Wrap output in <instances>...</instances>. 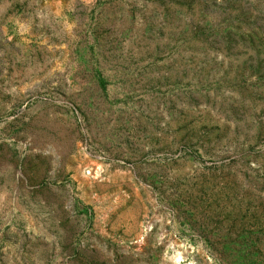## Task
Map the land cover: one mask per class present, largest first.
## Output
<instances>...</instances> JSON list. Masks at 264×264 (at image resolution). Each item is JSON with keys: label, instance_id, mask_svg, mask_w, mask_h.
Returning <instances> with one entry per match:
<instances>
[{"label": "rangeland", "instance_id": "rangeland-1", "mask_svg": "<svg viewBox=\"0 0 264 264\" xmlns=\"http://www.w3.org/2000/svg\"><path fill=\"white\" fill-rule=\"evenodd\" d=\"M0 264H264V0H0Z\"/></svg>", "mask_w": 264, "mask_h": 264}]
</instances>
